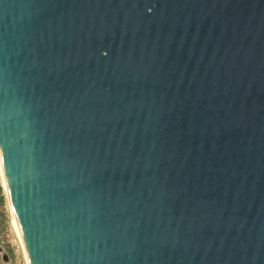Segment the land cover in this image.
I'll list each match as a JSON object with an SVG mask.
<instances>
[{"label": "water", "instance_id": "obj_1", "mask_svg": "<svg viewBox=\"0 0 264 264\" xmlns=\"http://www.w3.org/2000/svg\"><path fill=\"white\" fill-rule=\"evenodd\" d=\"M0 163L29 264H264V0H0Z\"/></svg>", "mask_w": 264, "mask_h": 264}, {"label": "rangeland", "instance_id": "obj_2", "mask_svg": "<svg viewBox=\"0 0 264 264\" xmlns=\"http://www.w3.org/2000/svg\"><path fill=\"white\" fill-rule=\"evenodd\" d=\"M3 182L0 166V264H28L22 243L14 228L13 215ZM2 197L5 201H1Z\"/></svg>", "mask_w": 264, "mask_h": 264}, {"label": "bare ground", "instance_id": "obj_3", "mask_svg": "<svg viewBox=\"0 0 264 264\" xmlns=\"http://www.w3.org/2000/svg\"><path fill=\"white\" fill-rule=\"evenodd\" d=\"M0 165H1V163H0ZM3 181H4V179H3ZM3 183H4V186H5V182H3ZM13 224H14V228H15V230L17 232V235H18V237H19V239H20V241L22 243V247H23L24 252H25V247H24V244H23V240H22V236H21V233H20V229H19L17 221H16V219L14 217H13ZM25 255H26V252H25ZM26 258H27V261H28L27 255H26ZM28 264H29V261H28Z\"/></svg>", "mask_w": 264, "mask_h": 264}, {"label": "trees", "instance_id": "obj_4", "mask_svg": "<svg viewBox=\"0 0 264 264\" xmlns=\"http://www.w3.org/2000/svg\"><path fill=\"white\" fill-rule=\"evenodd\" d=\"M1 201H5V198H4V197H2V198H1Z\"/></svg>", "mask_w": 264, "mask_h": 264}, {"label": "flooded vegetation", "instance_id": "obj_5", "mask_svg": "<svg viewBox=\"0 0 264 264\" xmlns=\"http://www.w3.org/2000/svg\"><path fill=\"white\" fill-rule=\"evenodd\" d=\"M5 259H7V257L5 256ZM8 260V259H7Z\"/></svg>", "mask_w": 264, "mask_h": 264}]
</instances>
